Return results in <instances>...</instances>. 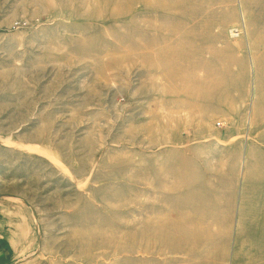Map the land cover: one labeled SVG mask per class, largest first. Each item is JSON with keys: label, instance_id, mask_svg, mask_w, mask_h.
<instances>
[{"label": "rangeland", "instance_id": "374dc122", "mask_svg": "<svg viewBox=\"0 0 264 264\" xmlns=\"http://www.w3.org/2000/svg\"><path fill=\"white\" fill-rule=\"evenodd\" d=\"M0 264H264V0H0Z\"/></svg>", "mask_w": 264, "mask_h": 264}, {"label": "built area", "instance_id": "2783aa9c", "mask_svg": "<svg viewBox=\"0 0 264 264\" xmlns=\"http://www.w3.org/2000/svg\"><path fill=\"white\" fill-rule=\"evenodd\" d=\"M233 33H230L232 37H236V36H239L240 35V31L238 29H236L235 31L232 30Z\"/></svg>", "mask_w": 264, "mask_h": 264}, {"label": "bare ground", "instance_id": "6f19581e", "mask_svg": "<svg viewBox=\"0 0 264 264\" xmlns=\"http://www.w3.org/2000/svg\"><path fill=\"white\" fill-rule=\"evenodd\" d=\"M236 29H234V31H235ZM231 33H233V31H231Z\"/></svg>", "mask_w": 264, "mask_h": 264}]
</instances>
